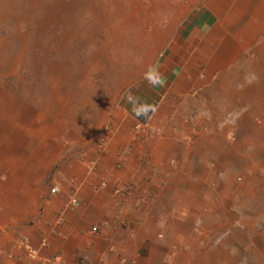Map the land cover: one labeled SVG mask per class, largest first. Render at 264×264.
Segmentation results:
<instances>
[{
  "label": "crops",
  "instance_id": "obj_1",
  "mask_svg": "<svg viewBox=\"0 0 264 264\" xmlns=\"http://www.w3.org/2000/svg\"><path fill=\"white\" fill-rule=\"evenodd\" d=\"M208 25L198 11L182 17L165 53L147 57L144 77L84 135L8 110L0 92V264H183L192 255L184 227L192 232L198 217L184 213V191H199L198 169L214 163L215 144L223 168L231 153L225 125L216 139L210 127L197 139L189 119L211 106L209 64L218 45L204 39ZM19 234L35 247L45 241L36 260L15 249Z\"/></svg>",
  "mask_w": 264,
  "mask_h": 264
},
{
  "label": "rangeland",
  "instance_id": "obj_2",
  "mask_svg": "<svg viewBox=\"0 0 264 264\" xmlns=\"http://www.w3.org/2000/svg\"><path fill=\"white\" fill-rule=\"evenodd\" d=\"M195 11L208 17L204 39L218 49L211 106L190 112L192 135L225 125L231 153L223 168L215 144L214 163L198 169L199 191H184V213L198 219L192 232L184 227L193 253L183 264H264V0H0V92L8 110L84 135Z\"/></svg>",
  "mask_w": 264,
  "mask_h": 264
},
{
  "label": "built area",
  "instance_id": "obj_3",
  "mask_svg": "<svg viewBox=\"0 0 264 264\" xmlns=\"http://www.w3.org/2000/svg\"><path fill=\"white\" fill-rule=\"evenodd\" d=\"M144 127H146V125H141V126L140 125H135V126H133V129L134 130H138V129H141V128H144ZM49 192L51 194H53V193H57L58 190H57L56 187H52L49 190ZM70 206L71 207H75L76 206L75 200L71 199ZM43 246H45V241L44 240L40 241L39 245L37 247H35L29 242V240L25 236H23L21 234H19V236L14 241L15 249L19 250L23 254V256L26 259L30 260V261L37 259L38 247H43Z\"/></svg>",
  "mask_w": 264,
  "mask_h": 264
},
{
  "label": "clouds",
  "instance_id": "obj_4",
  "mask_svg": "<svg viewBox=\"0 0 264 264\" xmlns=\"http://www.w3.org/2000/svg\"><path fill=\"white\" fill-rule=\"evenodd\" d=\"M151 83V81H149Z\"/></svg>",
  "mask_w": 264,
  "mask_h": 264
}]
</instances>
